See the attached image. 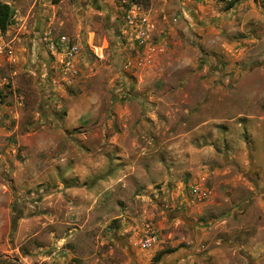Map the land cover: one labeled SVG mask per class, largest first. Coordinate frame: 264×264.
Returning a JSON list of instances; mask_svg holds the SVG:
<instances>
[{"label": "rangeland", "instance_id": "1", "mask_svg": "<svg viewBox=\"0 0 264 264\" xmlns=\"http://www.w3.org/2000/svg\"><path fill=\"white\" fill-rule=\"evenodd\" d=\"M0 1V264H264V0Z\"/></svg>", "mask_w": 264, "mask_h": 264}, {"label": "built area", "instance_id": "2", "mask_svg": "<svg viewBox=\"0 0 264 264\" xmlns=\"http://www.w3.org/2000/svg\"><path fill=\"white\" fill-rule=\"evenodd\" d=\"M118 10L122 13L124 25L123 35L135 41L140 47L144 46L150 35L151 23L148 18V12L142 5L135 0H118ZM122 24V22H121ZM12 54L10 48L0 45V58L10 57ZM51 61L55 63L53 67L57 68L62 74L65 82H70L79 75L81 46L78 42L66 35H60L56 43H52ZM158 235L154 230H147L140 239L142 248H150L158 242Z\"/></svg>", "mask_w": 264, "mask_h": 264}, {"label": "trees", "instance_id": "3", "mask_svg": "<svg viewBox=\"0 0 264 264\" xmlns=\"http://www.w3.org/2000/svg\"><path fill=\"white\" fill-rule=\"evenodd\" d=\"M11 8L8 4L0 1V28L2 30H6L8 25L10 24L11 19ZM161 253L155 256L156 259L160 257Z\"/></svg>", "mask_w": 264, "mask_h": 264}, {"label": "crops", "instance_id": "4", "mask_svg": "<svg viewBox=\"0 0 264 264\" xmlns=\"http://www.w3.org/2000/svg\"><path fill=\"white\" fill-rule=\"evenodd\" d=\"M117 24V23H116ZM41 39V38H40ZM39 45L42 47V48H44L43 47V43L41 42V40H39ZM39 53V55L41 56L42 55V53L41 52H38ZM45 55H46V57H45ZM45 55L42 57V59H43V61H44V63L42 64L43 65V71H45V69L48 67V65H50V63H51V55H49V54H46L45 53ZM38 58V57H37ZM42 59H41V57H40V59L38 58V61L35 63V65L34 66H37V65H40V63L39 62H41L42 61ZM37 64V65H36ZM36 70H37V68H36ZM36 72H38V71H36Z\"/></svg>", "mask_w": 264, "mask_h": 264}]
</instances>
